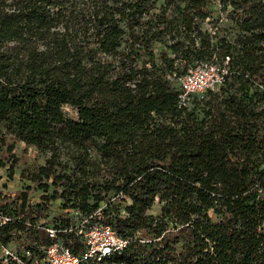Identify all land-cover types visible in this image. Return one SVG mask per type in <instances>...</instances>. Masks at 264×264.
<instances>
[{"label": "trees", "instance_id": "16d2710c", "mask_svg": "<svg viewBox=\"0 0 264 264\" xmlns=\"http://www.w3.org/2000/svg\"><path fill=\"white\" fill-rule=\"evenodd\" d=\"M206 62L225 81L181 105ZM19 143L44 162L0 190V264L42 260L43 227L98 211L128 240L109 264H264V0H0L11 177Z\"/></svg>", "mask_w": 264, "mask_h": 264}, {"label": "built area", "instance_id": "2783aa9c", "mask_svg": "<svg viewBox=\"0 0 264 264\" xmlns=\"http://www.w3.org/2000/svg\"><path fill=\"white\" fill-rule=\"evenodd\" d=\"M227 74V68L217 62L203 63L185 74L180 79L181 105L187 106L194 96L204 98L209 90H216ZM74 215L77 216L75 225L65 227L58 221L43 227L52 242L44 248V258L32 264H109V258L121 254L128 245V240L120 237L110 224L103 222L100 211L90 216H81L78 212ZM71 232L79 237L78 253L70 249L71 241L62 236Z\"/></svg>", "mask_w": 264, "mask_h": 264}, {"label": "rangeland", "instance_id": "374dc122", "mask_svg": "<svg viewBox=\"0 0 264 264\" xmlns=\"http://www.w3.org/2000/svg\"><path fill=\"white\" fill-rule=\"evenodd\" d=\"M65 110L69 116L71 117L76 116L75 110L69 107H67ZM15 153L17 154V156L20 157L21 161L19 167L15 170L12 177L7 169L0 168V190L5 191V193H14L16 190L21 188V185L24 183V181H22L20 178L21 168L27 165L40 164L44 162L43 153L23 143H19L16 145ZM4 184L5 186L6 185L8 186L7 189H4ZM33 200L38 201V197L35 196ZM57 210H58L57 206L54 205L52 209V214H55ZM154 210H159V207L155 206ZM16 245L18 247H16ZM12 248L13 249L18 248V250L19 249L23 250L21 246H19V242H16Z\"/></svg>", "mask_w": 264, "mask_h": 264}]
</instances>
